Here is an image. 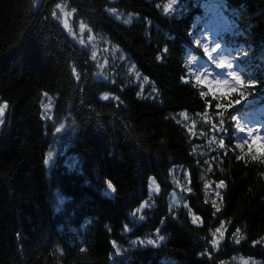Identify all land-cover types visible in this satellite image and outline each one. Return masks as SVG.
<instances>
[{
  "label": "trees",
  "instance_id": "obj_1",
  "mask_svg": "<svg viewBox=\"0 0 264 264\" xmlns=\"http://www.w3.org/2000/svg\"><path fill=\"white\" fill-rule=\"evenodd\" d=\"M38 1L0 0V264H264V155L240 144L251 111L264 127V0H179L167 13L168 0H66L151 79L155 90L144 92L123 75L97 78L90 50L56 18L62 0ZM210 7L232 21L216 37L244 81L226 95L192 75V57L208 58ZM45 94L55 97L53 120ZM245 101L258 109L237 106ZM65 115L76 130L48 169ZM176 167L189 171L196 224L188 209H169ZM151 178L160 187L152 198ZM220 182L214 204L208 190ZM156 235L163 242L132 244Z\"/></svg>",
  "mask_w": 264,
  "mask_h": 264
},
{
  "label": "rangeland",
  "instance_id": "obj_2",
  "mask_svg": "<svg viewBox=\"0 0 264 264\" xmlns=\"http://www.w3.org/2000/svg\"><path fill=\"white\" fill-rule=\"evenodd\" d=\"M40 2V0L38 1ZM179 0H175V3L172 5V8H176ZM173 0H168V4H172ZM171 8V9H172ZM219 9L216 7L207 8L208 12H212L210 18H208L205 23V47L208 48V58L204 59L202 57H192V75H201L202 79H206L208 81H214L217 76H220L221 79L228 80V87L232 88L235 85V81L232 77L227 75V72L231 71L235 73V69L233 68V62L231 60L229 49L216 37V35L220 31L228 30L231 27L230 18L227 19L226 16L218 12ZM110 13L117 14L119 18L129 19L133 17V15H125L124 13H120L117 10H110ZM56 18L61 22L63 27L69 33L70 37L80 45L86 47L90 50L91 55L95 52V59H93L98 67V73L96 74L97 78L102 79H111L123 75L126 77V80L129 83H133L135 85H139L141 91H145L147 88L151 90H155L153 86V82L151 79L144 75L142 71L137 67V65L128 57V55L121 49L119 45L112 42L107 36L95 32L86 22L81 19H77L75 16V12L71 10L66 2V0H62L56 9ZM230 23H229V21ZM65 22L67 23V27H65ZM83 26V28L81 27ZM211 39L212 44H211ZM81 41L83 43H81ZM212 48H215L216 51L212 52ZM231 64V68H217L214 64L219 63L220 60H225ZM210 61V62H209ZM213 62L214 64H212ZM207 85V84H206ZM219 93V92H218ZM220 94V93H219ZM107 96V99L113 98V95L110 93H106L103 95ZM2 104L0 106H3ZM47 105V107H45ZM248 106L254 107L253 109H258L252 101L240 102L237 106ZM6 109L4 110L3 117H0V121L3 122L4 116L6 113ZM42 109L44 113V118L46 120L54 119V109H55V97L49 94H45L42 100ZM252 111L250 112L247 119L244 120L241 128V143L247 141L249 144L252 143V139L254 137H264V127L258 122V120L253 117ZM195 127L194 121L191 122ZM1 124V123H0ZM76 130V125L74 121L71 119L70 115H65L61 118L59 123L57 124V128L55 131V137L52 140V144L47 153V165L49 166L56 160L59 154H64L67 149V142L73 136ZM251 132V135L249 133ZM252 152L256 155H261L252 149ZM71 158V155L68 156ZM71 161L74 162L75 158H71ZM172 180L175 185V190H173L169 197V209L174 210L179 207H184L190 211V215H194L191 211L188 202L185 199V195L189 193L190 189V174L189 171L183 167H176L172 170ZM160 192V187L157 182L151 178L149 184V193L152 198L154 195ZM209 194H211L213 200L217 202L219 200V188H209ZM149 206V203L143 202L139 208H137L133 212V217L135 219H140L142 216L143 210ZM199 221V220H198ZM222 228L223 236L219 233H216L217 228ZM213 232V242L216 248L219 247L220 243L224 240L226 236L227 227L223 223L219 227H217ZM163 238L159 235L146 237L144 239H135L132 240L133 245H156L163 242ZM149 241H152L151 243ZM115 246V244H114ZM118 251L119 248L116 247ZM248 261V264H261V261L248 257L236 256L230 262H223V264H243V261Z\"/></svg>",
  "mask_w": 264,
  "mask_h": 264
},
{
  "label": "snow or ice",
  "instance_id": "obj_3",
  "mask_svg": "<svg viewBox=\"0 0 264 264\" xmlns=\"http://www.w3.org/2000/svg\"><path fill=\"white\" fill-rule=\"evenodd\" d=\"M175 3V0H173V3L172 4H167L165 7H164V12L167 13L168 11L171 10L172 8V5ZM124 23L127 25L129 24V20H125ZM65 27H67V23L65 22ZM83 28V26H81ZM81 43H83L81 41ZM204 51L205 52H208V48L205 47L204 48ZM212 52H215L216 49L215 48H212L211 50ZM95 52L92 53V58L95 59ZM216 67L217 68H227V69H230L231 68V64L228 63L225 60H220V62L218 64H216ZM227 75L232 77L235 81V85L232 87V88H229L228 87V80L226 79H221L219 78L220 76H217V78L214 80V81H208L206 79H202L201 75H196L195 76V80H196V83L198 84H207L208 87H209V91L212 92L213 95H216L218 92L220 93V95H226L228 92H231V91H235L236 90V87L237 86H242L244 85V81L241 80V78L234 72H227ZM241 95H243V93H241ZM103 99H107V96H104ZM7 107V105H3V106H0V117H3L4 115V110L5 108ZM45 107H47V105H45ZM183 115V114H182ZM0 123H2V121H0ZM249 135H251V132L249 133ZM247 142V141H245ZM255 149V151L261 155H264V137H254L253 140H252V143L249 144V149L252 150V149ZM255 158V157H254ZM204 187L207 189L209 188V184L208 183H205L204 184ZM218 188H222L224 187V183L223 182H220V184L217 185ZM108 188L115 191V188L113 187V185L109 182L108 183ZM190 191V189H189ZM217 195H219V193L217 192ZM213 203L215 204V201H213ZM219 210V208H217V211ZM141 219H143V217H141ZM199 220V217L193 215L192 216V223L193 224H196ZM222 228L223 227H220V228H217L216 229V233H219L221 235V237L223 236V231H222ZM150 243L152 241H149ZM215 243V241L213 242ZM243 264H248V261H243Z\"/></svg>",
  "mask_w": 264,
  "mask_h": 264
}]
</instances>
